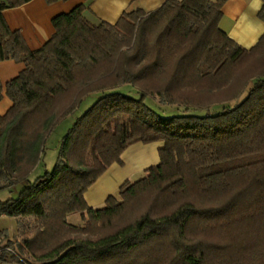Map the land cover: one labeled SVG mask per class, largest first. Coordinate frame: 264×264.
Here are the masks:
<instances>
[{
  "label": "trees",
  "instance_id": "obj_1",
  "mask_svg": "<svg viewBox=\"0 0 264 264\" xmlns=\"http://www.w3.org/2000/svg\"><path fill=\"white\" fill-rule=\"evenodd\" d=\"M29 1L0 0V62L25 64L0 115V189L25 184L0 200L18 224L15 261L264 264V34L246 48L222 31L227 0H165L98 24L82 4L32 50L3 15ZM148 98L183 113L162 115ZM69 119L54 168L30 181ZM138 142H163L160 162L90 206L85 193Z\"/></svg>",
  "mask_w": 264,
  "mask_h": 264
},
{
  "label": "crops",
  "instance_id": "obj_2",
  "mask_svg": "<svg viewBox=\"0 0 264 264\" xmlns=\"http://www.w3.org/2000/svg\"><path fill=\"white\" fill-rule=\"evenodd\" d=\"M164 2L165 0H57L51 3L48 0H31L21 6L4 9L3 15L10 28L19 30L28 46L36 50L44 46L55 33V17L82 4L87 6L85 16L98 24L102 21L115 23L124 11L137 8L152 11ZM263 7L264 0H227L223 6L224 16L220 28L240 45L251 48L264 34V21L259 17ZM24 67L23 62L15 60L0 62V77L4 85L0 115H4L13 104L6 95V83ZM162 146L163 142H138L129 146L122 155L124 164L111 165L85 193L88 204L96 208L102 207L110 195L118 194L125 181L142 174L143 177L147 168L160 162L159 149Z\"/></svg>",
  "mask_w": 264,
  "mask_h": 264
},
{
  "label": "rangeland",
  "instance_id": "obj_3",
  "mask_svg": "<svg viewBox=\"0 0 264 264\" xmlns=\"http://www.w3.org/2000/svg\"><path fill=\"white\" fill-rule=\"evenodd\" d=\"M123 91H127V88H123ZM133 91L134 92H132L131 95H133L134 97L140 96L137 93L138 91L136 89H133ZM88 102H89V100H88ZM147 102L149 103V105L151 107L155 108L162 115L169 116V115H177V114L183 113L182 109L178 110L177 107H175V106L174 107L173 106H163L160 104L161 107H163L160 109L158 107V105L155 106L153 104L154 101L151 98H148ZM215 109H217V110L222 109L221 105H216L212 108V110H214V111H215ZM192 112L198 113V114L206 113V111H204V110H192ZM71 122H72V119H69L66 122H63L57 128V130L52 134V136L49 138V140L47 142L45 157H44L42 163H40L38 165L36 170L30 176V178H29L30 181H34L37 177L43 175L46 171H51L54 168L56 161H57V158H58L60 141H61L62 137L65 135V133L67 132L68 128L71 126ZM141 176H135V178H133V180H138ZM24 186H25V184L21 183V184H17L15 186H12L10 188H1L0 189V200L6 201L10 198H16ZM29 219H31V217ZM69 221L74 223V224H79V225L82 224V219H81V216L79 213L70 215ZM0 230H6L8 232V235H9L8 239L3 241L4 244H7L9 240L13 241L15 243V242H19L21 239L19 236L17 220L14 217H10L7 215H0ZM21 256L25 260L26 264H35L33 259L30 258L28 255L21 254ZM12 264H24V263L19 262V261L18 262L13 261Z\"/></svg>",
  "mask_w": 264,
  "mask_h": 264
},
{
  "label": "built area",
  "instance_id": "obj_4",
  "mask_svg": "<svg viewBox=\"0 0 264 264\" xmlns=\"http://www.w3.org/2000/svg\"><path fill=\"white\" fill-rule=\"evenodd\" d=\"M15 257L20 258L19 254L8 244L0 242V264H12L16 260ZM22 263L26 264L24 261Z\"/></svg>",
  "mask_w": 264,
  "mask_h": 264
}]
</instances>
